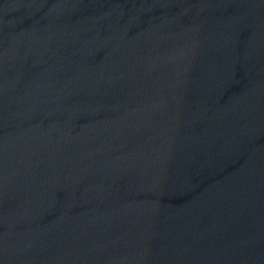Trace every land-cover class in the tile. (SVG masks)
<instances>
[{
	"label": "water",
	"instance_id": "1",
	"mask_svg": "<svg viewBox=\"0 0 264 264\" xmlns=\"http://www.w3.org/2000/svg\"><path fill=\"white\" fill-rule=\"evenodd\" d=\"M0 264H264V0H0Z\"/></svg>",
	"mask_w": 264,
	"mask_h": 264
}]
</instances>
